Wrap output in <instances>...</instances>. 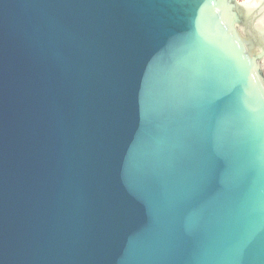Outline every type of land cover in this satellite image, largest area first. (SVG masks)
I'll return each mask as SVG.
<instances>
[{"label": "water", "instance_id": "1", "mask_svg": "<svg viewBox=\"0 0 264 264\" xmlns=\"http://www.w3.org/2000/svg\"><path fill=\"white\" fill-rule=\"evenodd\" d=\"M0 264H264V0H0Z\"/></svg>", "mask_w": 264, "mask_h": 264}, {"label": "flooded vegetation", "instance_id": "2", "mask_svg": "<svg viewBox=\"0 0 264 264\" xmlns=\"http://www.w3.org/2000/svg\"><path fill=\"white\" fill-rule=\"evenodd\" d=\"M239 1H243V0H239Z\"/></svg>", "mask_w": 264, "mask_h": 264}]
</instances>
